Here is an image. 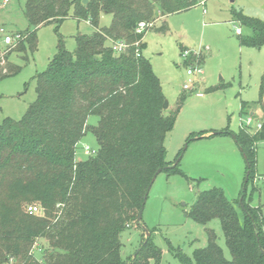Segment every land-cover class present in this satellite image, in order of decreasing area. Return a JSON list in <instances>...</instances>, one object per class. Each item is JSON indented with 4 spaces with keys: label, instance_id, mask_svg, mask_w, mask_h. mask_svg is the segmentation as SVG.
I'll use <instances>...</instances> for the list:
<instances>
[{
    "label": "trees",
    "instance_id": "1",
    "mask_svg": "<svg viewBox=\"0 0 264 264\" xmlns=\"http://www.w3.org/2000/svg\"><path fill=\"white\" fill-rule=\"evenodd\" d=\"M196 4L197 0H26L25 15L35 28L73 16L89 21L95 30L78 33L73 51L60 39L49 67L36 76L37 95L27 112L19 120H0V264H150L152 259L159 264L162 250L152 241V230L135 255L125 258L123 252L122 233L131 226L142 227L139 212L154 175L160 168L178 171L181 155L168 160L165 139L175 126L177 111L166 113L160 78L143 53L144 35L135 29L141 21ZM102 12L112 14L113 20L100 28ZM243 21L254 34L242 43L263 45L264 22L246 17ZM20 33L24 38L14 48L3 54L0 48V77L19 70L9 64L11 51L24 50L26 43L31 50L37 48L35 29ZM142 38L137 47L135 42ZM120 39L127 41L128 49L115 53L110 40ZM204 59L200 54L199 60ZM260 103L264 107V100ZM252 106L243 102L241 114L249 115ZM90 116L97 117L96 123L89 122ZM261 122L258 131L241 124L238 132H221L233 136L247 161L249 175L237 200L240 209L223 189L212 188L197 196L189 212L200 224L220 220L231 258L210 230L207 245L191 257L176 250L184 264H264L263 211L251 204L252 195L247 199V186L256 177L258 145L264 141V119ZM87 133L97 140L96 152L78 159ZM33 203L40 204L39 212H28Z\"/></svg>",
    "mask_w": 264,
    "mask_h": 264
},
{
    "label": "rangeland",
    "instance_id": "2",
    "mask_svg": "<svg viewBox=\"0 0 264 264\" xmlns=\"http://www.w3.org/2000/svg\"><path fill=\"white\" fill-rule=\"evenodd\" d=\"M26 0H0V27L7 33L36 30L37 48L13 50L9 64L18 67L17 73L0 77V120L11 117L19 120L36 99V76L47 70L58 52L60 39L68 50L76 48L78 33L90 34L95 28L86 20L73 16L62 22L30 25L25 15ZM243 17L264 22V0H206L180 12L159 16L154 26L144 33V55L150 60L160 78L166 113L177 111L174 128L166 135L167 157L175 161L180 153L178 171H162L152 184L143 210L142 227L131 226L122 233L124 257L135 255L146 238V227L152 230V241L161 248L159 264H184L176 250L192 256L207 245L209 231L216 234L225 256L231 258L224 231L218 218L207 224L196 222L189 212L204 190L221 188L227 198L237 205L247 175V161L229 130L238 132L248 116L241 114L243 102L251 103L254 123L264 119V44L245 45L243 39L253 36V30ZM113 16L102 12L99 27L109 26ZM241 28V33L236 32ZM8 45L0 33V48ZM202 50L204 74L192 90H185L186 68L182 51ZM90 116L89 122L96 123ZM200 131V138L191 136ZM191 136V137H190ZM191 139V140H190ZM97 149V140L87 133L79 144L77 158L88 155L84 147ZM255 179L247 186V199L261 206L264 215V141L258 145ZM255 190L252 192L253 187ZM40 206L39 203H33ZM45 249V245L43 246ZM36 255L42 256L37 250ZM150 264H156L152 259Z\"/></svg>",
    "mask_w": 264,
    "mask_h": 264
},
{
    "label": "built area",
    "instance_id": "3",
    "mask_svg": "<svg viewBox=\"0 0 264 264\" xmlns=\"http://www.w3.org/2000/svg\"><path fill=\"white\" fill-rule=\"evenodd\" d=\"M8 0H5V2ZM206 0H197V4H205ZM155 24V20L151 21H141L138 23L135 29V33L137 34H143L146 33L149 29H151ZM236 32L241 33V28L236 27ZM0 33H4V41L8 45L4 50H2V54L8 52V50L14 48L21 39L24 38V35L20 32L16 33H7L6 30L3 27H0ZM143 41L142 39H138L135 42V45L137 47L140 46V43ZM110 44L114 50L115 53H122L125 52L128 49L129 44L127 43L126 40L120 39V40H110ZM202 50L199 52H193L187 48H185L182 51V55L184 57V61L189 60L190 57L192 58L195 56V58H192L191 61L187 64L186 68V75H187V81L183 84V88L185 90H192L196 87L197 83L199 82V77H202L204 74V69H203V62L199 60V55ZM137 55H140V49L137 48ZM4 63V60L2 61ZM254 117L253 114L248 115L241 124L244 126H247L251 128L253 131H258L262 128V122L258 121L254 123ZM84 152L85 154L92 155L95 154L96 149H92L88 145L84 147ZM28 212L29 213H37L40 211V207L34 204H31L28 206ZM36 247V246H35ZM34 247V249H35Z\"/></svg>",
    "mask_w": 264,
    "mask_h": 264
},
{
    "label": "water",
    "instance_id": "4",
    "mask_svg": "<svg viewBox=\"0 0 264 264\" xmlns=\"http://www.w3.org/2000/svg\"><path fill=\"white\" fill-rule=\"evenodd\" d=\"M87 2H88V0H83V3H84V4H86ZM167 107H168V101L165 100V102H164V109H167ZM220 132H221V131H215V132L211 133L210 135H215V134H218V133H220ZM161 171H162L161 168L158 169V171H157L156 174L154 175V177H153V179H152V182H151V184H150V186H149V188H148V190H147V192H146V194H145V197H144V204H143V206H142V208H141V210H140V212H139V220L142 219L143 210H144V207H145V204H146L147 198H148V194H149L150 188H151L152 184L154 183L156 177L158 176V174H159ZM248 175H249V172H248V174H247V178H248ZM144 229H145V232H146V237L149 238L150 235H151L150 231H149L146 227H144Z\"/></svg>",
    "mask_w": 264,
    "mask_h": 264
},
{
    "label": "crops",
    "instance_id": "5",
    "mask_svg": "<svg viewBox=\"0 0 264 264\" xmlns=\"http://www.w3.org/2000/svg\"><path fill=\"white\" fill-rule=\"evenodd\" d=\"M211 133H212V132H210V131H209V132H206V135H210Z\"/></svg>",
    "mask_w": 264,
    "mask_h": 264
}]
</instances>
